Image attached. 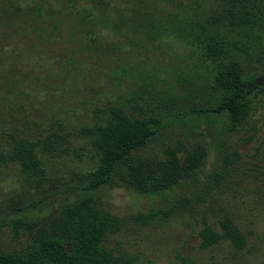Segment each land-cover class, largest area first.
Wrapping results in <instances>:
<instances>
[{"label": "rangeland", "instance_id": "rangeland-1", "mask_svg": "<svg viewBox=\"0 0 264 264\" xmlns=\"http://www.w3.org/2000/svg\"><path fill=\"white\" fill-rule=\"evenodd\" d=\"M108 1L112 36L101 48L78 54L43 49L39 63L25 55L16 59L4 48L10 20L0 3V121L12 114L35 133L63 121L72 133L65 153L45 157L41 182L18 165L0 167V248L20 249L29 241L26 225L47 222L82 194L83 176L98 161L78 130L106 117L107 107L121 106L132 117L160 120L158 133L136 157L165 159L170 149L184 157L197 146L207 157L198 182L166 195L142 196L120 182L91 193L122 219L107 245L136 257L137 264H176L179 256L195 264H264V94L246 123L233 129L217 110L220 94L210 68L175 33L172 2ZM121 12L132 16L120 18ZM243 60L250 71L261 67ZM216 174L221 178L212 187ZM152 211L160 213L146 219ZM226 218L246 236L245 249L235 252L229 242L200 249V230H220Z\"/></svg>", "mask_w": 264, "mask_h": 264}, {"label": "trees", "instance_id": "trees-1", "mask_svg": "<svg viewBox=\"0 0 264 264\" xmlns=\"http://www.w3.org/2000/svg\"><path fill=\"white\" fill-rule=\"evenodd\" d=\"M168 1L177 9L174 20L179 27L175 33L180 42L210 68L211 84L220 94L217 110L228 117L233 129L244 125L254 100L264 94V0ZM0 3L10 20L4 48L12 51L16 59L25 55L39 63L38 55L43 57V49L47 51L44 54H49L62 47L78 54L101 48L112 36L108 30L112 1L0 0ZM131 16L129 12L119 13L123 19ZM245 58L260 63V69L248 70ZM105 116L78 130L89 139L98 161L96 168L83 176L82 194L47 222L26 225L29 241L18 250L0 248V264H137L136 257L107 245L109 238L120 232L122 219L106 212L91 193L120 182L139 195L152 197L199 181L207 157L203 146H197L184 157L175 149H170L165 159L136 157L158 133L160 120L132 117L121 106L107 107ZM10 117L14 118L0 121V167L18 165L24 175L37 177L41 182L46 173L45 157L65 153L72 133L63 121L57 122V127L35 133L24 128L19 117L12 114ZM213 177L215 187L221 175ZM208 190L209 185L204 191ZM159 213L152 211L145 218L149 220ZM23 225L20 222L15 227ZM198 234L202 250L229 242L235 252H241L247 245L246 236L229 218L220 221V230L209 225ZM179 259L176 264H195L190 258L179 256Z\"/></svg>", "mask_w": 264, "mask_h": 264}]
</instances>
